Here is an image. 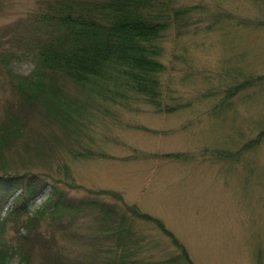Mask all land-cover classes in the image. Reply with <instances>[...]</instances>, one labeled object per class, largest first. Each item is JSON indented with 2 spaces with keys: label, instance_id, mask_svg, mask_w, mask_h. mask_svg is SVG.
<instances>
[{
  "label": "rangeland",
  "instance_id": "1",
  "mask_svg": "<svg viewBox=\"0 0 264 264\" xmlns=\"http://www.w3.org/2000/svg\"><path fill=\"white\" fill-rule=\"evenodd\" d=\"M170 1L202 6L189 14L198 23L188 33L172 30L164 42L162 112L129 89L109 99L58 85L66 97L57 119L41 95L21 111L19 130L4 122L10 168L55 180L70 198L101 201L63 216L75 234L57 237L69 264H264V133L253 141L264 132V0ZM37 2L0 0V30L40 11ZM1 65L0 123L18 95ZM77 98L88 100L82 107Z\"/></svg>",
  "mask_w": 264,
  "mask_h": 264
},
{
  "label": "trees",
  "instance_id": "2",
  "mask_svg": "<svg viewBox=\"0 0 264 264\" xmlns=\"http://www.w3.org/2000/svg\"><path fill=\"white\" fill-rule=\"evenodd\" d=\"M37 4L40 11L32 17L7 24L0 30L7 36L0 39V44H8L0 52L1 66L9 76L6 83L11 95L18 94L13 102L8 101L14 109L5 111L0 123V213L11 199L5 216L0 218V264H7L13 256L18 257V264H69L65 259L70 248L65 246L61 251L57 246L59 233L68 242L75 235L69 229L71 223L63 220V216L97 210L101 204L99 200L70 198L55 180H49L50 183L40 174L10 168L4 147L11 135L4 122L19 130L23 125L21 111L36 103L41 95L45 96L43 105L47 112L57 119L58 110L61 113L65 110L58 106L61 97H66L58 85L82 89L86 97L92 95L91 91H98V96L109 99L127 98L129 89L134 92L131 94L134 98L162 112L157 101L164 94L160 92L161 77L166 71L161 61L164 42L173 39L169 37L172 30L177 37L188 33L191 25L198 23L191 22L189 14L202 6L175 8L170 0H39ZM24 57L35 65V70L26 75L12 72L9 65ZM11 76L18 79L16 84ZM87 100L75 101L83 107ZM88 102L91 104V100ZM263 133L253 141L257 142ZM45 189L48 192L42 205L30 212V202ZM18 190L21 193L16 195ZM105 193L121 198L109 190ZM105 211L113 210L106 207ZM139 215L156 222L171 236L158 219L144 213ZM8 220L12 221L14 234L6 239ZM179 248L188 258L184 247Z\"/></svg>",
  "mask_w": 264,
  "mask_h": 264
},
{
  "label": "clouds",
  "instance_id": "3",
  "mask_svg": "<svg viewBox=\"0 0 264 264\" xmlns=\"http://www.w3.org/2000/svg\"><path fill=\"white\" fill-rule=\"evenodd\" d=\"M11 70L18 74V75H23L25 73L31 74L35 70V65L32 64L30 61H23V62H17L13 61L10 64Z\"/></svg>",
  "mask_w": 264,
  "mask_h": 264
}]
</instances>
